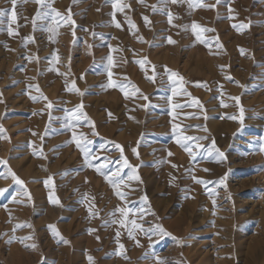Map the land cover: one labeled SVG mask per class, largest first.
Masks as SVG:
<instances>
[{
    "label": "rangeland",
    "instance_id": "374dc122",
    "mask_svg": "<svg viewBox=\"0 0 264 264\" xmlns=\"http://www.w3.org/2000/svg\"><path fill=\"white\" fill-rule=\"evenodd\" d=\"M46 3L0 0V264H264V0Z\"/></svg>",
    "mask_w": 264,
    "mask_h": 264
},
{
    "label": "snow or ice",
    "instance_id": "6c2138e0",
    "mask_svg": "<svg viewBox=\"0 0 264 264\" xmlns=\"http://www.w3.org/2000/svg\"><path fill=\"white\" fill-rule=\"evenodd\" d=\"M16 2H17V0H11V3L13 4V6H15L16 5ZM34 2L35 3H37L38 5H41V7H47V8H50L51 7V5L50 4H48V3H46V0H34ZM73 2L75 3L76 2V0H73ZM176 2V0H173V3H175ZM217 2H219V0H217ZM191 6V5H190ZM153 8H155V6H153ZM53 11H55V10H53ZM5 13L3 12V11H0V15H4ZM43 15L44 16H46V15H48V13H43ZM56 15H59V13L57 12L56 13ZM42 17V13L40 12V10L38 9V11H37V13H36V17H34L33 18V23L35 24V20L37 19V18H41ZM15 19H16V16H15V14H13L12 15V20H13V22L15 21ZM145 19H147V18H145ZM193 27H196L195 25L193 26ZM233 27H236L235 25H233ZM240 27H243V25H241ZM203 31H209V29H203ZM10 35H11V32L9 33ZM29 39H31V38H29ZM170 42H172V41H170ZM242 52H243V50H241ZM109 59H111V57H109ZM173 75H175V74H173ZM37 91H38V89H37ZM32 99L33 100H35L36 99V97H32ZM235 99H238V98H235ZM0 131H2V129H0ZM185 139H187V137H185ZM183 146V145H182ZM77 147H81V145L78 143L77 144ZM117 147H119V145H117ZM81 150L82 151H84V149L83 148H81ZM133 151L135 152V149H133ZM87 155H88V153L87 152H85V162L87 163L88 161H87ZM221 155H223V154H221ZM0 164H7V162L6 161H3V160H0ZM125 165L127 166V161H125ZM97 171L99 172V169H97ZM0 175H4V174H0ZM8 175H11V177H12V179H13V181H15L16 183H23L22 181H20L19 180V178L15 175V173H13V172H11V169H9L8 170ZM115 175H119V173L117 172ZM5 178H7V176H5ZM137 179H138V177H136ZM105 179L107 180L108 178L107 177H105ZM198 183H204L203 181H197ZM222 182V181H221ZM47 183V182H46ZM108 183L109 184H113V187L115 188V184H114V181H112V180H108ZM2 191H4V190H2V189H0V192H2ZM117 196H120V197H122L123 196V194L121 193V192H119V191H116V193H115ZM53 203H58V201H53ZM118 210H120V209H118ZM120 211H122V210H120ZM19 226V225H18ZM136 227H139V225H135ZM50 228H53V226H49ZM53 233H54V235H58V233L55 231V229L53 228ZM165 235H169L168 233H164ZM117 235H119V233H117ZM129 235L131 236V233H129ZM65 243H68V241H64ZM32 247H35V245H32ZM91 257H89V260L91 261Z\"/></svg>",
    "mask_w": 264,
    "mask_h": 264
},
{
    "label": "bare ground",
    "instance_id": "6f19581e",
    "mask_svg": "<svg viewBox=\"0 0 264 264\" xmlns=\"http://www.w3.org/2000/svg\"><path fill=\"white\" fill-rule=\"evenodd\" d=\"M88 161V160H87ZM90 161V160H89ZM92 162V161H91ZM88 164V162L86 163ZM89 165V164H88ZM92 165V164H91ZM90 165V166H91ZM132 169H135V166L132 167ZM143 183H139V186L141 187V189L143 188ZM60 213V212H59ZM154 217H155V221L154 223L156 222V224H158L164 231V233H168L169 235H166V237H171V238H175L177 235H179V228H180V225L183 224V221H180L179 219L178 220H175L172 225H169V224H164L162 222L158 223V218H157V212L153 213ZM183 216V215H182ZM181 218V217H180Z\"/></svg>",
    "mask_w": 264,
    "mask_h": 264
}]
</instances>
